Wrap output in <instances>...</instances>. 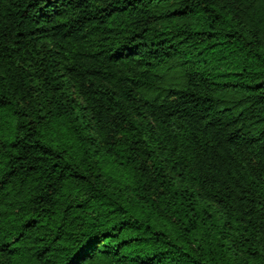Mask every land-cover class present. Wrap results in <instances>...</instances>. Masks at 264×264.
Wrapping results in <instances>:
<instances>
[{"label": "trees", "instance_id": "trees-1", "mask_svg": "<svg viewBox=\"0 0 264 264\" xmlns=\"http://www.w3.org/2000/svg\"><path fill=\"white\" fill-rule=\"evenodd\" d=\"M0 264H264V0H0Z\"/></svg>", "mask_w": 264, "mask_h": 264}]
</instances>
